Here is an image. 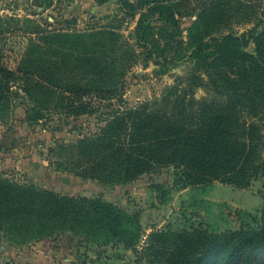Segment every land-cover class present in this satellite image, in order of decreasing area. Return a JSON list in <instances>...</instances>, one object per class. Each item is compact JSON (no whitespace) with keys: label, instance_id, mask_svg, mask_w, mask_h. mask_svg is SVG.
<instances>
[{"label":"rangeland","instance_id":"374dc122","mask_svg":"<svg viewBox=\"0 0 264 264\" xmlns=\"http://www.w3.org/2000/svg\"><path fill=\"white\" fill-rule=\"evenodd\" d=\"M210 1L191 0L188 8L196 7L197 12L179 16L182 28L177 29L165 14L152 8L151 0H0V17L5 19L0 20L1 54L10 66L16 67L25 55L43 59L106 55L102 57L103 69L112 77L110 84L117 87L112 96L87 97L91 112L76 115L44 110L43 116L33 118L34 104L11 83L10 115L0 119V172L21 184L35 183L62 194L99 197L118 205L133 217V227L136 222L140 225L135 250L130 249L133 254L128 256L139 264H161L149 249L154 229L178 230L191 225L218 233L239 229L242 218L238 211H260L256 209L264 201V175L247 189L220 181L186 185L179 182V170L166 167L132 182L116 183L57 169L50 162L49 149L58 140L71 142L97 131L121 111L165 97L173 102L206 98L225 103L229 93L255 96L250 89L264 86L253 81L258 78L262 82L258 76L264 75V41L257 44L250 30L264 26V0H241L246 4L239 14L229 20H208L210 27L204 25L200 37H189V29ZM141 19L148 27L146 45L139 43L137 35ZM230 32L246 34L247 44L222 38ZM54 33L61 35L48 37ZM212 35L218 39L212 40ZM258 61L262 64L255 74ZM110 246L80 242L69 233L22 241V237L1 230L0 264L36 263L61 247L67 250L66 257L80 247L94 256L101 251L125 253L121 248L112 252Z\"/></svg>","mask_w":264,"mask_h":264},{"label":"trees","instance_id":"16d2710c","mask_svg":"<svg viewBox=\"0 0 264 264\" xmlns=\"http://www.w3.org/2000/svg\"><path fill=\"white\" fill-rule=\"evenodd\" d=\"M239 2L211 0L189 29V37H200L204 25L210 27L208 20H229L239 14L246 4ZM151 3L177 29L182 28L179 16L197 12L196 7L188 8L191 0ZM147 29L141 19L137 32L141 45L147 44ZM54 34L48 37L61 35ZM250 35L257 44L263 42L264 26L251 29ZM211 38L218 39L215 35ZM222 38L247 44L244 33L230 32ZM54 56L57 59L25 55L13 67L1 54L0 42V119L10 115L11 83L34 104L33 118L43 116L44 110L76 115L91 112L87 97H109L117 89L103 69L106 55H101L104 59L99 55ZM261 64L254 65L255 74ZM258 77L262 82L256 78L254 83L264 85V75ZM250 90L257 96L229 93L225 103L206 98L173 102L167 97L146 102L115 114L97 131L74 141H56L49 149L50 162L57 169L100 181L128 183L153 170L174 167L181 173L179 182L186 185L220 181L248 188L264 175V86ZM238 213L242 224L237 230L218 233L193 225L178 230L154 229L149 249L161 264H264V204L257 214ZM132 220L121 207L99 197L21 184L0 172V231L18 235L22 241L69 233L80 242L135 250L140 225L136 222L133 227Z\"/></svg>","mask_w":264,"mask_h":264},{"label":"crops","instance_id":"0c3cea01","mask_svg":"<svg viewBox=\"0 0 264 264\" xmlns=\"http://www.w3.org/2000/svg\"><path fill=\"white\" fill-rule=\"evenodd\" d=\"M261 178H258L255 180V182H259ZM247 189V188H245ZM217 200V199H214ZM230 202V201H229ZM231 204L235 205L237 208L243 209V207L237 203L230 202ZM264 204V201L260 207H258L256 210H259L262 208ZM247 212H253L251 209H243ZM79 248V247H78ZM112 252L113 251H120L123 250L125 253H115L113 255L109 254V252H100L96 256L91 255L90 250H81V247L76 251H69L67 254L70 253L71 257H66L64 254H66L67 250L64 249V247L59 248L57 251H54L52 253L53 256H46L44 255L41 257V261L33 262L32 264H93V259L97 258L95 260V264H139L140 262L136 259L132 260V258H128V256H132L133 251L130 249H125L123 245H111L109 247ZM130 254V255H129ZM74 256V257H73ZM19 264V263H16ZM22 264V263H21Z\"/></svg>","mask_w":264,"mask_h":264}]
</instances>
